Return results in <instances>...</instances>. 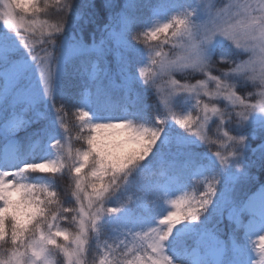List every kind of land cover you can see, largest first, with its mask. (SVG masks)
Returning a JSON list of instances; mask_svg holds the SVG:
<instances>
[{
  "label": "snow or ice",
  "instance_id": "obj_1",
  "mask_svg": "<svg viewBox=\"0 0 264 264\" xmlns=\"http://www.w3.org/2000/svg\"><path fill=\"white\" fill-rule=\"evenodd\" d=\"M51 2L0 0V264H264V0Z\"/></svg>",
  "mask_w": 264,
  "mask_h": 264
},
{
  "label": "trees",
  "instance_id": "obj_2",
  "mask_svg": "<svg viewBox=\"0 0 264 264\" xmlns=\"http://www.w3.org/2000/svg\"><path fill=\"white\" fill-rule=\"evenodd\" d=\"M155 1L156 0H144L145 3H154ZM38 2H39L41 7H44V0H38ZM77 2H79V0H77ZM178 2H183V0H178ZM188 2H191V0L190 1L188 0ZM97 3H102V0H97ZM46 11H47L48 15L44 16L43 14H41L40 19H48L49 21L54 22L56 17H57V6L54 3H52L51 0H50L49 6L47 7ZM149 11H150L149 9H144L143 10V16L145 18H147L148 14H149ZM26 17L31 18L30 14L28 16H26ZM98 23H99L100 26L103 25V23H104L103 16L100 17ZM90 30H91V28L89 29V31ZM99 36H100V34H99V31L97 30V33H96V39L97 40H99ZM84 39L86 41L90 42L88 32H86L84 34ZM149 43H153V42H149ZM36 47L39 50V47L37 45H36ZM221 51L225 52L229 56L233 55V53L231 52V50L229 48H227V46H225L223 49H221ZM176 78L177 79H181V76L177 75ZM196 78L199 79L201 77L197 76ZM182 82H183V80H182ZM191 82H195V81L193 80ZM65 88L69 92L75 93L76 91L79 90V81L75 80V79H72V78H68V79L65 80ZM251 90H252L251 88L248 89V91H251ZM239 91H240L241 95L245 94L244 89H240ZM59 105H60V101L58 100L57 106L59 107ZM223 106H224L223 103H221L220 107L223 108ZM65 111L67 113L66 121H67L68 128H69V133L68 134L72 137V140H71L70 143H71V146H72L73 150H75L76 148L82 147L81 143L75 139L76 136L79 135V127L77 126L75 109L72 108V107H67V108H65ZM209 124H210V130H208V135H209V137L211 139L215 140L216 139L215 124H213L211 121L209 122ZM231 134H235V133L233 132ZM24 136H25L24 132L21 131V132L18 133V137L23 138ZM257 143H259V140L252 141V146L255 147V145ZM33 150L36 151L37 153H39V146L38 145H34L33 146ZM208 150H209V147H208L207 144H205V145H203L201 147V151H208ZM217 150H218V148H217L216 145H213L211 147V151L212 152H215ZM248 155H249V159H254L255 158L252 155L251 152H249ZM252 175L255 177V179L252 180L251 182L245 183L242 186V188L240 189V192H239L240 195H242V196L243 195H249V194H251V192L258 190L261 184H264V171H261L258 168H253L252 169ZM186 191L189 194H192V193H197L198 194L199 191H203V187H202V185L197 184L195 182V180H193L192 186H189L186 189ZM62 227H67V228H70L71 230L74 231V227L69 225L67 222H62ZM221 227L224 228L225 237H226L227 232L230 230V227H229L227 221H225L224 224ZM87 259H88L89 264H97L98 263L99 257L96 254L94 245L89 250ZM56 261H57V264H63L62 255L57 256L56 257Z\"/></svg>",
  "mask_w": 264,
  "mask_h": 264
},
{
  "label": "rangeland",
  "instance_id": "obj_3",
  "mask_svg": "<svg viewBox=\"0 0 264 264\" xmlns=\"http://www.w3.org/2000/svg\"><path fill=\"white\" fill-rule=\"evenodd\" d=\"M190 1V0H189ZM191 2H192V0H191ZM217 2L218 3H221L222 2V0H217ZM26 19H29L28 17H26ZM49 22H51V21H49ZM23 31V30H22ZM38 47H40V45L37 43L36 44ZM165 50H167V48L165 49ZM1 162H4L3 160H1ZM12 162H16V161H12ZM181 195H183V193L182 192H176V197H179V196H181ZM256 259H259V256L257 255V257H256ZM98 264V263H97Z\"/></svg>",
  "mask_w": 264,
  "mask_h": 264
}]
</instances>
